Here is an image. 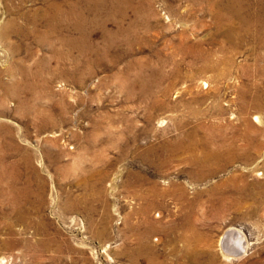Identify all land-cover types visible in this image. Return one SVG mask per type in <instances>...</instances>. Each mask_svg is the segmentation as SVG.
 I'll list each match as a JSON object with an SVG mask.
<instances>
[{"label":"rangeland","instance_id":"374dc122","mask_svg":"<svg viewBox=\"0 0 264 264\" xmlns=\"http://www.w3.org/2000/svg\"><path fill=\"white\" fill-rule=\"evenodd\" d=\"M232 3L251 28L227 0H0V261L264 264V0Z\"/></svg>","mask_w":264,"mask_h":264},{"label":"bare ground","instance_id":"6f19581e","mask_svg":"<svg viewBox=\"0 0 264 264\" xmlns=\"http://www.w3.org/2000/svg\"><path fill=\"white\" fill-rule=\"evenodd\" d=\"M106 1L107 0H87V2L89 3H94V8L95 9H101L103 7L106 6ZM113 1V0H112ZM224 1V0H222ZM229 2V5H228V9L231 10V12L229 13H232L236 19H238L241 24L245 27H249L252 25V22L250 20H248L247 18L243 17L242 16V13H241V6L238 5V4H233L232 2L235 1V0H227ZM109 2V1H108ZM117 3V2H116ZM89 5V4H88ZM116 6V5H115ZM114 7V6H113ZM263 3L261 4V12L263 11ZM108 9V8H107ZM119 9V8H118ZM117 10V9H116ZM229 11V10H228ZM263 14V13H262ZM112 16V15H111ZM218 16V15H217ZM255 16V15H254ZM253 16V24L256 23H262V21L260 19L262 18H259V19H256L255 17ZM263 17V16H261ZM218 18V17H217ZM256 19V20H254ZM219 21V20H218ZM222 23V22H221ZM224 23V22H223ZM220 26V25H219ZM50 32L51 34H53L55 32V28H54V25H51L50 26ZM251 28V27H249ZM46 39V38H45ZM49 39V38H48ZM222 155V154H221ZM226 155L230 156V157H236L237 154L234 153V148L233 147H229L227 149V153ZM238 157V156H237ZM12 191V190H11ZM16 192V191H15ZM18 192V191H17ZM16 192V194H17ZM3 193V192H2ZM4 194V193H3ZM7 195V194H6ZM17 198H19V195L17 194L13 196V199H14V205L18 204V200ZM11 199V198H10ZM246 243V242H245ZM221 249H222V253H223V256L228 258L229 260L230 259H239V257H241V255L245 254V248H244V242L243 240L241 239V236H240V232L231 229V230H228V232L224 235V237L222 238V241H221ZM247 249V248H246ZM138 260V258H136ZM6 261H4V259H2L0 261V264H6L5 263ZM150 263V262H149Z\"/></svg>","mask_w":264,"mask_h":264}]
</instances>
